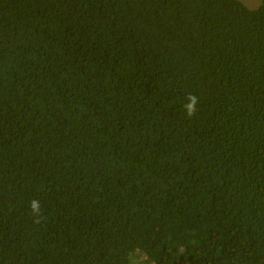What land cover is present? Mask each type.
Segmentation results:
<instances>
[{
    "label": "trees",
    "instance_id": "16d2710c",
    "mask_svg": "<svg viewBox=\"0 0 264 264\" xmlns=\"http://www.w3.org/2000/svg\"><path fill=\"white\" fill-rule=\"evenodd\" d=\"M0 264H264V0H0Z\"/></svg>",
    "mask_w": 264,
    "mask_h": 264
},
{
    "label": "clouds",
    "instance_id": "9594fccd",
    "mask_svg": "<svg viewBox=\"0 0 264 264\" xmlns=\"http://www.w3.org/2000/svg\"><path fill=\"white\" fill-rule=\"evenodd\" d=\"M189 103H187L186 105H184L187 115L189 117L193 116L195 114L196 111V104H197V97L195 95H189L188 97ZM30 207L33 210L34 213H38L39 212V202L37 200H33L30 202Z\"/></svg>",
    "mask_w": 264,
    "mask_h": 264
},
{
    "label": "rangeland",
    "instance_id": "374dc122",
    "mask_svg": "<svg viewBox=\"0 0 264 264\" xmlns=\"http://www.w3.org/2000/svg\"><path fill=\"white\" fill-rule=\"evenodd\" d=\"M249 7H256L260 4V0H242Z\"/></svg>",
    "mask_w": 264,
    "mask_h": 264
}]
</instances>
